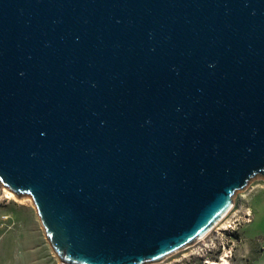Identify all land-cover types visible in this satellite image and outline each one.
<instances>
[{
	"label": "water",
	"instance_id": "obj_1",
	"mask_svg": "<svg viewBox=\"0 0 264 264\" xmlns=\"http://www.w3.org/2000/svg\"><path fill=\"white\" fill-rule=\"evenodd\" d=\"M264 183V0H0V191L60 264H153Z\"/></svg>",
	"mask_w": 264,
	"mask_h": 264
},
{
	"label": "rangeland",
	"instance_id": "obj_2",
	"mask_svg": "<svg viewBox=\"0 0 264 264\" xmlns=\"http://www.w3.org/2000/svg\"><path fill=\"white\" fill-rule=\"evenodd\" d=\"M0 191V264H60L30 199ZM6 197V198H5ZM8 197V198H7ZM231 213L208 236L153 264H264V183L234 195ZM221 245L219 260L214 253Z\"/></svg>",
	"mask_w": 264,
	"mask_h": 264
},
{
	"label": "bare ground",
	"instance_id": "obj_3",
	"mask_svg": "<svg viewBox=\"0 0 264 264\" xmlns=\"http://www.w3.org/2000/svg\"><path fill=\"white\" fill-rule=\"evenodd\" d=\"M4 193H6L7 195H10L11 196V194L8 192V191H6V190H4ZM6 198V197H5ZM8 198V197H7ZM231 208H232V206H231ZM231 208H230V211H231ZM229 211V212H230ZM220 223V222H219ZM219 225V224H218ZM217 226V225H216ZM216 226H214L208 233H210ZM201 239H203V238H201ZM201 239H199L198 241H200ZM197 241V242H198ZM207 262V264H227V260L226 259H224V258H222L221 259V261L220 262H214V261H211V260H209V261H206Z\"/></svg>",
	"mask_w": 264,
	"mask_h": 264
},
{
	"label": "flooded vegetation",
	"instance_id": "obj_4",
	"mask_svg": "<svg viewBox=\"0 0 264 264\" xmlns=\"http://www.w3.org/2000/svg\"><path fill=\"white\" fill-rule=\"evenodd\" d=\"M220 247H221V245L219 244V248H217L216 251H215V253H214V257H215L216 260H219L220 257H218V255L222 253ZM222 258L226 259L225 256H223ZM222 258H221V259H222ZM220 261H221V260H220ZM220 261H219V262H220ZM227 264H228V263H227Z\"/></svg>",
	"mask_w": 264,
	"mask_h": 264
},
{
	"label": "built area",
	"instance_id": "obj_5",
	"mask_svg": "<svg viewBox=\"0 0 264 264\" xmlns=\"http://www.w3.org/2000/svg\"><path fill=\"white\" fill-rule=\"evenodd\" d=\"M232 210H233V208H232ZM232 210H231V211H232ZM231 211H230L228 214H230ZM210 233H211V232H210ZM208 234H209V233H208ZM208 234H207L205 237H203V239H201L200 241L195 242L193 245H191V246H187V247L189 248V247H193V246L197 245L198 243H200L201 241H203V240L208 236ZM187 247H185L184 249H186ZM219 259H220V258H219Z\"/></svg>",
	"mask_w": 264,
	"mask_h": 264
}]
</instances>
